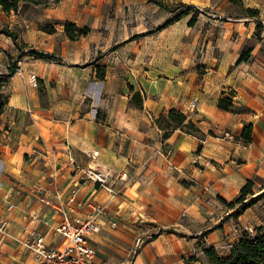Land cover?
Here are the masks:
<instances>
[{"label": "crops", "instance_id": "1", "mask_svg": "<svg viewBox=\"0 0 264 264\" xmlns=\"http://www.w3.org/2000/svg\"><path fill=\"white\" fill-rule=\"evenodd\" d=\"M160 1L198 11L187 10L163 25L176 12L151 0H60L6 13L0 7V26L53 57L22 55L3 88L8 98L0 115V220L10 222L0 264L31 263L11 235L22 238L38 230L59 245L50 235L58 214L37 207L27 190L34 182L51 187V159L58 160L55 184L64 192L78 182L67 166L66 144L77 164L107 172L117 191L111 195L94 183L79 188L82 199L104 203L107 217L117 221L115 227L103 221L90 240L96 259L112 264L125 260L118 253L130 256L139 235L152 237L132 255L134 264H158L157 255L178 253L185 243L180 231L220 241V221L232 211L223 201L233 200L248 179L253 190L264 182V0H240L243 7L258 9L259 36L256 18L228 13L230 0ZM53 20L90 31L69 40L62 24L52 33L38 26ZM2 42L0 66H5L7 54L20 51L8 36ZM246 46L248 59L236 64ZM30 73L37 86L29 84ZM130 87L142 95V107L130 104ZM222 91H234L233 103L250 111L220 110ZM172 108L203 136L175 129L163 139L156 119ZM245 123L253 126L248 144L239 138ZM166 146L172 149L169 159ZM89 151L97 157L90 159ZM123 171L127 177L119 179ZM8 202L14 204L11 211Z\"/></svg>", "mask_w": 264, "mask_h": 264}, {"label": "built area", "instance_id": "2", "mask_svg": "<svg viewBox=\"0 0 264 264\" xmlns=\"http://www.w3.org/2000/svg\"><path fill=\"white\" fill-rule=\"evenodd\" d=\"M8 64L6 65V68ZM0 74H3L0 71ZM29 84L37 86V78L34 73L28 76ZM232 99H236V94H232ZM190 107L195 109L194 101L190 102ZM229 138H234L230 133H226ZM69 145H65L63 153L66 156L67 166L78 174V182L68 191L64 192L55 183L58 175L59 165L57 159H51L52 185L44 186L40 182L30 184L27 195L33 198L37 207L45 211H52L59 216V221L51 228L50 235L58 238L59 245H52L46 240V233L38 230H30L22 238L12 236L11 238L21 248L31 255L30 264H112L96 259V249L90 240L94 233L100 230L102 222L105 221L110 227L117 226V221L107 217L104 203L93 199H82L79 194L81 185L94 183L95 187L104 189L109 194H116L109 174L92 167H83L77 164L73 152ZM164 156L169 159L172 149L168 146L164 149ZM90 159L97 157L96 152H87ZM58 165V166H57ZM127 177L125 171L118 176L119 179ZM54 184V185H53ZM22 191V188H20ZM20 190V191H21ZM9 195V194H8ZM14 204L8 202L7 210L11 211ZM38 219L39 218H35ZM0 246L3 238L7 235L6 227L10 222L7 217L0 220ZM46 223L45 220H43ZM152 237V234L139 235L135 238L130 259H125L119 264H134L131 259L143 245Z\"/></svg>", "mask_w": 264, "mask_h": 264}, {"label": "trees", "instance_id": "3", "mask_svg": "<svg viewBox=\"0 0 264 264\" xmlns=\"http://www.w3.org/2000/svg\"><path fill=\"white\" fill-rule=\"evenodd\" d=\"M153 3L155 2L161 7L169 8L170 11L176 12L175 15L166 21L163 25L170 23L176 19H178L183 13L187 10L193 9L194 13L197 14L198 9H194L192 6H188L184 3H178L176 6H168L161 2L160 0H151ZM243 9L242 13L248 17L256 18V36L260 35L262 29V23L259 20V11L257 8L251 7H243L240 0H237ZM60 0H0V7L3 11H17L19 7L25 8L29 5H49L51 3H58ZM195 14L189 20V24L192 25L195 21ZM62 24L64 35L69 40H77L83 36H86L90 29L86 26H78L75 22L70 20H64L59 22L57 20L53 21H43L39 22L38 26L41 30L47 33L55 32V25ZM162 25V26H163ZM160 26V27H162ZM0 33L8 36L15 47L20 51L19 55L16 57V61L18 62L19 58L22 55H30L33 58H48L52 59V55L46 54L44 52L35 50L34 47L28 46L26 42L22 39L18 38V34L15 30L8 28L7 26L0 28ZM137 36V35H135ZM251 48L244 47L236 60V64L246 61L249 57ZM9 54H7V58ZM8 67L7 72L4 74H0V115L3 112V109L7 103V94L4 92L5 84L8 81V78L11 77L17 69L14 60L8 58ZM103 71H98V77H103ZM130 104L140 108L142 107V95L138 91H133V88L130 87ZM234 91H230L227 94H224L222 91V95L217 100V106L220 110L231 112V113H241L248 112L250 109L244 105H235L233 103L232 94ZM1 118V117H0ZM157 125L162 129V138H167L172 131L175 129H181L187 133L196 134L200 137L203 136L199 128L193 123L191 120L186 119V115L179 111L178 109H170L167 113L160 115L156 119ZM252 125L251 123H245L242 127L241 133L239 135L240 140L244 143L248 144L252 142ZM199 148V146H198ZM254 181L253 179H248L246 183L241 187L238 195L231 201L226 202L225 205L232 209L233 211L230 213L231 216L237 218L240 214H242L253 202L254 199H248L249 196L254 194L253 191ZM258 196V195H257ZM256 197V196H255ZM167 232H172L171 229H167ZM204 235L205 233H201ZM208 261L212 264H264V233L261 230L256 231L254 236L243 235L237 241L232 243L229 247V251L225 255H220L215 249L214 245L209 244L207 247L202 249Z\"/></svg>", "mask_w": 264, "mask_h": 264}, {"label": "rangeland", "instance_id": "4", "mask_svg": "<svg viewBox=\"0 0 264 264\" xmlns=\"http://www.w3.org/2000/svg\"><path fill=\"white\" fill-rule=\"evenodd\" d=\"M230 1L232 5L228 9V13L233 15L241 14L243 11L241 4L237 0ZM1 27L5 26H0V28ZM4 36V34L0 35V44H3L2 40L4 39ZM8 56L9 59L12 58V60H14V63L18 67V62L16 61L18 54L12 55L9 53ZM8 58L5 63L6 65L9 63ZM6 65L0 66V71L3 74L7 72ZM6 85L7 83L5 86ZM253 191L254 194L249 196L248 199H254V202L242 214L237 218L230 214L223 217L220 221V241L216 240L214 237H209L210 241H214L215 249L220 255L227 254L226 250L229 249L230 245H232V243L234 244V242L245 235V233L251 236H254L256 231L259 230L264 233V182H262L261 186H259V184L256 185ZM161 231L162 229H160L158 233H161ZM178 235L183 239V242H185L183 249L178 251V253L173 252L169 254L171 255V258L167 257L168 254L157 255L158 264H211L202 251L203 248L210 244V242H208L209 238L206 235L199 234L197 236H192V234L184 233L182 231H180ZM127 253V251L125 252V255H120V253H118V256L122 259H130ZM102 257L109 259L107 255H102Z\"/></svg>", "mask_w": 264, "mask_h": 264}]
</instances>
